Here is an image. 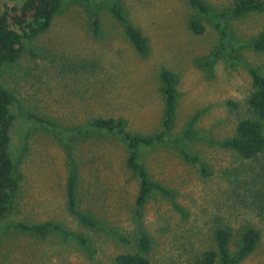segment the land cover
<instances>
[{"label": "rangeland", "instance_id": "rangeland-1", "mask_svg": "<svg viewBox=\"0 0 264 264\" xmlns=\"http://www.w3.org/2000/svg\"><path fill=\"white\" fill-rule=\"evenodd\" d=\"M24 1L0 0V14L5 5ZM93 1L102 22L100 37L93 33L87 3L66 0L50 29L26 41L19 60L1 71L3 85L16 96L11 152L20 189L0 222V264H112L130 249L119 235L134 236L141 229L153 239L152 264H194L214 245L216 219L232 227L233 253L242 229H258V248L240 264H264V153L245 160L216 144L235 134L240 118L250 116L252 70L264 74V53L252 40L264 31V13L222 16L234 0H205L206 16L187 0H120L149 39L150 52L141 56L109 15L106 1ZM194 19L205 26L203 33L191 30ZM219 20L227 25V38ZM163 67L177 80L175 122L163 142L141 149L140 161L152 180L173 191L187 218L161 192L136 215L141 180L127 167L126 143L88 125L96 117H114L124 119L133 134L164 132ZM30 114L50 119L53 126L41 127ZM198 114L196 136L183 144L201 157L210 176L175 143ZM72 159L79 168L82 207L97 218L96 228L82 226L67 210ZM46 221L87 235L89 245L59 232L39 237L16 227Z\"/></svg>", "mask_w": 264, "mask_h": 264}, {"label": "trees", "instance_id": "trees-1", "mask_svg": "<svg viewBox=\"0 0 264 264\" xmlns=\"http://www.w3.org/2000/svg\"><path fill=\"white\" fill-rule=\"evenodd\" d=\"M66 0H25L19 6L5 5L0 14V74L5 66L16 63L22 56L25 42L32 40L47 32L54 18L62 10ZM90 8L92 29L95 36L103 33L102 22L96 11L93 0H84ZM109 15L124 28L125 36L141 56L150 52L148 37L132 22L124 5L120 0H105ZM190 6L200 15L210 13V6L205 0H187ZM264 13V0H234L233 5L223 13L224 17L241 18L251 13ZM223 36L228 37L227 25L219 20L217 23ZM190 28L200 34L205 26L197 19L191 20ZM252 47L264 53V31L259 32L252 40ZM162 81V95L165 103L164 132L157 135L141 136L133 134L127 128L122 118L96 117L89 121L91 129L104 132L112 137L121 139L129 150L127 167L136 173L140 180V189L136 198V215L142 214L148 199L155 193L161 192L173 200L175 209L185 218L189 216L186 209L175 200L173 191L164 185L152 180L146 166L140 161L141 149L146 146L157 145L164 141L167 131L171 130L178 108V94L176 90V77L172 71L163 67L160 72ZM253 90L249 95L247 104L250 116L240 118L235 134L231 137L217 141L216 144L224 149L234 151L240 158L256 160L264 153V74L252 70ZM16 102L15 94L6 88L0 75V222L10 213L14 206L20 189V178L16 174L11 145L12 130L16 116L12 108ZM237 107L236 103H231ZM199 114L194 116L190 126L182 138L176 139L183 156L191 162L201 163L204 176H210L201 157L191 153L183 144L187 139H193L196 132L193 125ZM30 119L43 128L53 126V122L44 117L30 114ZM84 134L81 128L76 129ZM77 162L72 159L70 173L66 183L67 210L69 214L84 227H98V220L91 211L83 209L82 197L79 192V173ZM263 210V208L261 207ZM213 232V246L199 255L194 264H240L252 255L261 241V232L254 227H245L239 232L236 243V252L231 251L234 232L228 223L216 219ZM20 230L30 232L39 237H46L51 233L59 232L66 238L75 239L80 245L87 247L89 238L83 233L73 232L60 223L46 221L43 223L20 222L16 225ZM119 240L130 247L126 252L117 255L112 264H152L150 252L153 245L151 235L139 230L134 236L119 235Z\"/></svg>", "mask_w": 264, "mask_h": 264}]
</instances>
